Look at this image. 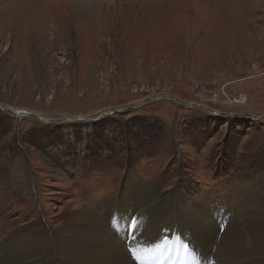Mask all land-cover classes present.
<instances>
[{"label":"rangeland","instance_id":"1","mask_svg":"<svg viewBox=\"0 0 264 264\" xmlns=\"http://www.w3.org/2000/svg\"><path fill=\"white\" fill-rule=\"evenodd\" d=\"M164 95L229 115L163 100L102 116ZM0 104L88 118L0 110V264H21L27 226L41 224L54 244L56 222L82 205L107 212L118 235L143 184L157 180L182 224L152 249L197 259L203 242L187 234L201 221L218 231L216 240L198 234L216 250L234 227L252 248L246 222L264 205V117L245 115L264 116V0H0ZM119 194L138 202L127 199L115 217Z\"/></svg>","mask_w":264,"mask_h":264},{"label":"bare ground","instance_id":"2","mask_svg":"<svg viewBox=\"0 0 264 264\" xmlns=\"http://www.w3.org/2000/svg\"><path fill=\"white\" fill-rule=\"evenodd\" d=\"M127 177L128 180L126 182L131 185V187L133 186V184L130 183L131 177L133 182L139 183L135 176H132V173ZM158 182L159 180L154 183L143 184L142 191L144 193V200L140 201L136 206L137 211L139 206L140 212L135 211L136 215L134 218L123 216V218L119 219L118 235L115 234L108 223L107 212L105 213L107 215V219H105L101 213L97 212L94 208H90L85 205H82L78 209L73 208L70 213L65 215L63 222H56L57 226L53 231V240H55L53 241L55 242L54 244L49 241L48 231L41 224L38 223L34 227L27 226V228H24L22 232L18 234L26 241L24 255L18 257L17 253L20 263L196 264L199 260H201V264H209L210 261L217 260L220 264H260V260L264 258V205L258 211V218L256 217L257 220L255 223L254 221L253 224L246 222L247 226L251 225L246 229H248V235L252 237V248H245V241L243 240L244 227L243 230L240 227H234L233 231H227L224 234L221 242L217 245L218 250H216L210 243H208L205 239H202L198 234L203 231L206 232L209 239L216 240L218 231L216 232L214 224L209 226V221H201L196 224L202 231L196 232L197 228L192 223L188 226L189 229L187 234L188 239H191V241L201 240L203 242L202 249L198 253L197 259L193 258L189 262V259L181 258L177 261L174 260L173 257H170L168 253L152 249L151 247H154V244L160 243V238L163 232L166 233L173 227L182 224L180 216L175 219L171 214V201L168 198L159 200L160 192L158 191ZM147 191H151L153 197L147 196L145 194ZM182 194H184V191ZM186 194H188L186 196L187 200H189L190 194ZM150 198L156 199V201L150 200ZM127 199H130L131 203L134 201L138 202V195L126 196L124 194H119L118 198H113L110 204V209H112L110 214L115 216L114 209L120 211V213H127ZM163 208L166 210H163ZM157 210L161 211L162 214H158ZM167 210L170 211L167 212ZM209 212L210 211H204V213ZM196 215L198 216L197 213L191 212L192 218H190V220L197 217ZM120 220H122V222L127 220L125 233L122 230ZM19 238L20 237L15 236L16 240H21ZM207 249L211 250L208 258L206 257ZM203 254L206 255L199 258V256ZM211 255L215 257L214 260L211 259ZM160 260L163 261L159 262Z\"/></svg>","mask_w":264,"mask_h":264},{"label":"water","instance_id":"3","mask_svg":"<svg viewBox=\"0 0 264 264\" xmlns=\"http://www.w3.org/2000/svg\"><path fill=\"white\" fill-rule=\"evenodd\" d=\"M165 101V100H170L172 102H174L175 104L183 107V108H191V107H196V106H200V108L202 109H207L208 111L212 112V113H216V114H221L223 116H227L229 115L228 113H221V112H217L211 108H207L205 106H201V105H198L194 102H191V103H181L179 102L178 100H176V98L174 96H171V95H164L162 97H159V98H146L144 101H142L141 103L139 104H135V105H131L129 107H127L126 109H115V108H110V109H106L102 116L104 115H107V114H114V113H121V112H124V111H131V110H134V109H137V108H140L142 107L143 105H145L146 103L148 102H160V101ZM0 110L4 111V112H7L9 113L12 117H15V118H24V117H32L34 119H37L39 121H42V122H53V123H62V122H66V121H75V120H88V118L86 117H70V118H66V117H61V118H51V117H45L41 114H37L35 112H32V111H26V110H20V109H11L9 107H5V106H2L0 104ZM232 115V114H231ZM245 117H249V118H253V119H261L263 118L264 116L262 117H259V116H255V115H250V114H247L245 115Z\"/></svg>","mask_w":264,"mask_h":264}]
</instances>
